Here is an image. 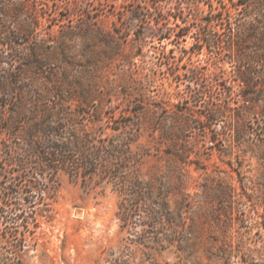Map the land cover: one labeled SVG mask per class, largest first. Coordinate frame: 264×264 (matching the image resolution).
<instances>
[{
    "label": "rangeland",
    "instance_id": "obj_1",
    "mask_svg": "<svg viewBox=\"0 0 264 264\" xmlns=\"http://www.w3.org/2000/svg\"><path fill=\"white\" fill-rule=\"evenodd\" d=\"M18 1L25 8L2 22L18 27L24 53L12 68L34 87L59 90L48 107L72 118H139L141 142L164 156L148 158L145 178L158 168L167 174L169 137L188 140L187 163L175 156L188 218L179 233L167 221L145 225L140 211L124 222L112 185L86 186L61 171L52 217L34 211L18 232L0 220V264H264V123L237 115L236 59L199 42L211 4L235 9L237 0Z\"/></svg>",
    "mask_w": 264,
    "mask_h": 264
},
{
    "label": "trees",
    "instance_id": "obj_2",
    "mask_svg": "<svg viewBox=\"0 0 264 264\" xmlns=\"http://www.w3.org/2000/svg\"><path fill=\"white\" fill-rule=\"evenodd\" d=\"M182 1L194 5L192 0ZM235 5L239 7L211 4L210 14L199 18V42L213 54L226 51L236 59L242 82L237 115L253 114L264 123V0H237ZM25 6V1L18 0H1L0 6V135H4L0 140V220L18 232L28 228L27 219L34 211L40 209L38 213L52 217L50 199L63 171L86 186L112 185L121 198L118 216L124 222L133 210L141 212L145 225L167 221L176 233L186 230L185 174L175 156L187 163L188 140L169 137L174 152H166L167 174L158 168L145 178L142 168L148 158L156 155L160 161L164 156L159 155V148L155 154L141 142L139 118H72L59 108L48 107L47 102L60 100L59 90L34 87L25 71L12 68L16 56L23 63L24 53L16 46L18 27L8 29L2 22L16 17ZM215 22L222 31L215 30ZM24 31L28 32L23 28L19 33L24 35ZM202 93L195 92L197 97ZM216 114L223 112L218 109ZM41 115L48 118H33ZM19 241L21 250L29 246L25 234Z\"/></svg>",
    "mask_w": 264,
    "mask_h": 264
}]
</instances>
